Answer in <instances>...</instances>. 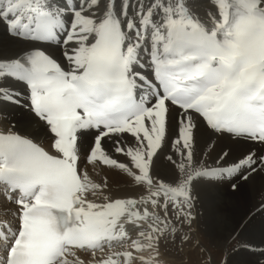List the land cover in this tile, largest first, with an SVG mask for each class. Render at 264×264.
I'll return each mask as SVG.
<instances>
[{
	"label": "snow or ice",
	"instance_id": "obj_1",
	"mask_svg": "<svg viewBox=\"0 0 264 264\" xmlns=\"http://www.w3.org/2000/svg\"><path fill=\"white\" fill-rule=\"evenodd\" d=\"M255 177L264 0H0V264H146ZM258 217L264 196L217 264H264Z\"/></svg>",
	"mask_w": 264,
	"mask_h": 264
},
{
	"label": "bare ground",
	"instance_id": "obj_2",
	"mask_svg": "<svg viewBox=\"0 0 264 264\" xmlns=\"http://www.w3.org/2000/svg\"><path fill=\"white\" fill-rule=\"evenodd\" d=\"M81 166L84 167V165ZM87 170L93 178L99 180L107 178L109 185L113 188V190H118L120 192L132 190L127 186L126 178L114 169H109L103 165H100L95 168H93L92 165H88ZM220 190L225 193L228 191V189L224 185H221ZM261 196H264V180H262L260 177H255L253 180L249 181L246 198L225 197L221 202L219 211L217 213L218 227L215 231H213L209 227L208 223L205 220L199 218V208L192 209L195 218L192 219L189 223L183 224V226L179 228V230L176 232L175 237L170 234L169 230V233H166L160 239V252H173L172 255L174 256L180 255L181 251L179 252L180 249L178 248L180 246V236L184 234L185 229L191 226L190 224L192 223H196V225L202 226L204 230L211 236L213 242H220L223 240V238L228 239L232 235H236L235 233H229L232 221L235 219L236 216H238L241 212L244 211L245 207L255 203L258 199L261 198ZM169 211L171 212V208H169ZM261 224H264V219L258 217L254 229V233L257 238L259 236ZM194 237L198 238L197 234H195ZM187 240L190 241L189 238H187Z\"/></svg>",
	"mask_w": 264,
	"mask_h": 264
},
{
	"label": "rangeland",
	"instance_id": "obj_3",
	"mask_svg": "<svg viewBox=\"0 0 264 264\" xmlns=\"http://www.w3.org/2000/svg\"><path fill=\"white\" fill-rule=\"evenodd\" d=\"M190 225L183 234L190 241L179 239L180 255L174 256L173 252L162 253L159 247L158 249L153 247L151 250H143L136 255L145 257L146 264H217L218 260L223 259L225 253L236 248L238 243L236 235H232L228 239L223 238L220 242H213L211 236L202 226L196 225V223ZM195 234L198 238L194 237ZM134 264H145V262L136 260Z\"/></svg>",
	"mask_w": 264,
	"mask_h": 264
}]
</instances>
